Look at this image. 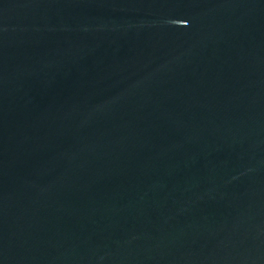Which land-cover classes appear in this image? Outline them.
<instances>
[{
  "label": "water",
  "instance_id": "95a60500",
  "mask_svg": "<svg viewBox=\"0 0 264 264\" xmlns=\"http://www.w3.org/2000/svg\"><path fill=\"white\" fill-rule=\"evenodd\" d=\"M0 264H264V0H0Z\"/></svg>",
  "mask_w": 264,
  "mask_h": 264
}]
</instances>
